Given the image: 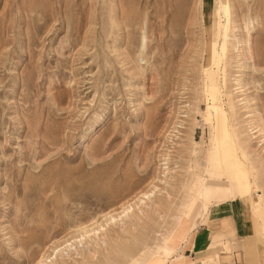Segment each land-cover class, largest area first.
<instances>
[{"label": "rangeland", "instance_id": "obj_1", "mask_svg": "<svg viewBox=\"0 0 264 264\" xmlns=\"http://www.w3.org/2000/svg\"><path fill=\"white\" fill-rule=\"evenodd\" d=\"M234 199L264 238V0H0V264H211Z\"/></svg>", "mask_w": 264, "mask_h": 264}, {"label": "crops", "instance_id": "obj_2", "mask_svg": "<svg viewBox=\"0 0 264 264\" xmlns=\"http://www.w3.org/2000/svg\"><path fill=\"white\" fill-rule=\"evenodd\" d=\"M215 240L220 243L212 245ZM215 253L212 264H264V238L248 202L234 199L212 205L206 222L194 231L189 244L183 245V254L191 259Z\"/></svg>", "mask_w": 264, "mask_h": 264}, {"label": "bare ground", "instance_id": "obj_3", "mask_svg": "<svg viewBox=\"0 0 264 264\" xmlns=\"http://www.w3.org/2000/svg\"><path fill=\"white\" fill-rule=\"evenodd\" d=\"M230 1V0H229ZM245 1V0H244ZM195 10V9H194ZM239 10V9H238ZM251 10H253V9H251ZM224 13H226L227 15H228V17H229V20H230V5H229V3L228 2H226L225 4H224ZM197 14V13H196ZM248 14V13H247ZM202 18V17H201ZM260 22V21H259ZM242 24V23H241ZM251 24V23H250ZM245 32H246V30H245ZM246 42H248V41H246ZM245 42V43H246ZM247 45V44H246ZM245 45V46H246ZM244 46V45H243ZM246 52H247V50H246ZM248 53V52H247ZM248 54H250V53H248ZM212 87L211 86H205V91L207 92V90L209 91V90H211L212 91ZM230 99V98H229ZM221 105V104H220ZM232 108V107H231ZM207 109H211L213 112H214V120H215V124L212 126V128H213V130H214V132L216 133V135H218V134H222V135H224V136H226V137H228V133H227V130H225V128L224 127H222V125H221V123H217V117H218V114H221L222 115V120H223V114H222V111H221V108H220V106L219 105H216L215 104V98H214V94H209V93H206V110ZM205 111V110H204ZM210 117V114H208L207 112L204 114V118L206 119V120H208V118ZM212 119V120H213ZM235 165H236V167H239L241 164H242V162L239 160V159H236L235 160ZM142 196L143 197H145V198H148V195L147 194H142ZM192 197V196H191ZM206 205V204H205ZM206 208V207H205ZM126 210H127V208H123L122 209V211H121V213H125L126 212ZM109 219H112V217L111 216H109ZM114 219V218H113ZM112 219V220H113ZM100 227V226H99ZM260 228L263 230L264 229V224H262V223H260ZM91 231H93V232H95V230L94 229H90V230H88V229H86L85 228V230H82V234L81 235H88L89 234V232H91ZM41 258V257H40ZM41 260H42V258H41ZM42 262L40 261V259H39V261H37L36 262V264H41ZM53 264H55V263H53ZM209 264V263H208ZM212 264V263H211Z\"/></svg>", "mask_w": 264, "mask_h": 264}]
</instances>
